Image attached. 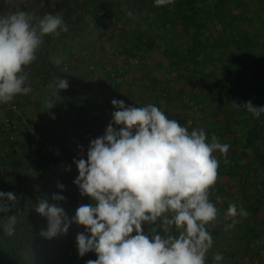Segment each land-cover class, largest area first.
<instances>
[{
	"label": "clouds",
	"instance_id": "1",
	"mask_svg": "<svg viewBox=\"0 0 264 264\" xmlns=\"http://www.w3.org/2000/svg\"><path fill=\"white\" fill-rule=\"evenodd\" d=\"M173 2L154 0L157 6ZM32 19L25 11L0 13V104L31 91L25 86V67L36 59L45 35L67 31L59 14H46L35 25ZM53 63L61 60L54 58ZM51 87L58 96L69 85L57 76ZM111 104L116 110L104 134L90 141L86 159L74 161L78 176L73 183L95 204L81 205L69 218L62 207L39 199L35 211L47 220L40 235L51 239L67 234L72 223L84 226L85 232L76 236L78 255L97 256L87 264H205L213 244L206 225L218 215L209 200L219 168L213 153L226 155L229 145L216 136L209 141L204 129L189 132L153 104L125 106L116 99ZM233 104L255 117L264 112V106L255 107L251 101ZM51 199L65 197L53 194ZM16 202L14 193L0 191V213H8ZM227 215L247 212L233 203ZM16 223V215H8L6 235L15 233ZM144 224L154 227L146 234ZM173 226L178 235L172 234ZM222 259L219 253L214 256L217 264Z\"/></svg>",
	"mask_w": 264,
	"mask_h": 264
},
{
	"label": "rangeland",
	"instance_id": "2",
	"mask_svg": "<svg viewBox=\"0 0 264 264\" xmlns=\"http://www.w3.org/2000/svg\"><path fill=\"white\" fill-rule=\"evenodd\" d=\"M140 1L141 0H120L121 4L117 6L119 17L111 28L112 32L115 34L113 35V39L111 38L110 41H98L95 38L96 26L92 23L93 18L91 15V12H94L95 10L93 0H69L70 8H72L71 13H65L66 10L64 9L55 10L51 8L53 10L51 11L48 5L52 3V0H38V2L37 0H19V3L18 0H12L11 3H4V0H0V13H7L9 11H25L33 18L32 23L34 25L37 24L39 19L46 14H59L62 17L64 24L67 26V31L61 32L58 36L45 35L43 37L42 44L37 50L36 59L30 65L25 67L32 70L31 74H26L27 80L25 82V86H30L31 91L25 95H17L11 102H9V104L17 106V113L7 110L4 106L0 109V172L2 171L12 179L10 187L8 188L7 186V188H5V192H12L17 198L15 206L10 207V213H0V222L3 220L4 222H7L6 217H8V215H14L13 212L22 206L21 211H18V215H16L17 223L15 225V230H20L23 244L27 241V239H25V234L28 232L29 222H36L34 225L35 229H37L39 225L43 230H46L47 228V222H42V216L35 211L36 204L38 203L36 202V199H41V196L34 195L36 189L35 192H33V181L31 178L36 176L37 171H33L30 167H28L29 161L33 159L35 162H42L47 158H51L52 160H54V158L56 160H64L63 168L65 170L73 171V174H70V182H73L77 177L76 164H72L73 162H69V160H66L64 156V154H68L71 159L73 152L69 149L66 152V148L68 147L67 144L60 145V143H67L66 139L55 138V134L50 133V140H47L46 144L53 147L54 156L50 155L51 153L46 150V147H44V151L42 152L45 159H42L38 153H35L32 156L34 150L38 147V143L34 142L33 136L38 134V136H36L38 138L41 137V135L39 132H35L33 126L24 118V116L28 115V110L32 108V106L41 107L40 105L42 103L49 106L50 102L44 94H53L54 88L51 87V85L55 82L57 76L60 79H66L68 81L69 87L66 90H61L62 92L65 91L73 93L72 96L75 95V97L76 94L79 97H81V94L84 95L86 93H90L92 96L94 94L92 103L95 105L100 104L103 101L106 93H109L110 90L116 88L117 92H120L122 96L128 98L129 100H133V102H138L141 107L147 104H153L160 110L165 108L163 106V100L157 102L155 95L151 96V93H149L150 95L146 94L143 99H140L141 95L136 94L137 92L133 94L136 96L135 98L134 96L126 93L128 89H132V91L137 90L135 86H139L140 83L143 86L147 85L148 82L145 79L147 78L146 74L155 71V69H158L155 71L158 78L163 76L165 72L168 74L165 75L167 78H174L176 76L174 71H171L170 69H166L164 71L158 66V63L160 64V62L165 64L164 60H162L161 54L163 53L161 51H163L164 41L159 40L157 42L154 41L153 43L149 42L148 40L152 34L147 36V34L144 33L146 39L144 38L145 41H143L144 43H142L137 57H130L123 54L119 48L122 41L125 42L126 39H129L131 42H134L133 38L135 39V37H139L140 33L137 31V27L142 29L146 26V22L143 20L145 16L143 17L142 15L145 14V12H140L138 14L135 13L138 12L137 6L140 4ZM148 1L145 4L149 5ZM92 2L93 6H89V10H87L86 5H89L87 3L92 4ZM115 2L118 4L119 0H115ZM78 3L81 8H84L83 10L78 8ZM176 29L181 31L179 26L176 27ZM130 30L135 32V35H129L128 32ZM140 36L142 39L143 36ZM54 58H59L61 63L59 65L54 64ZM240 59L244 60L242 58ZM240 59H236V62L239 63ZM251 62H253V58L247 57L245 62L246 66H249V64L251 65ZM48 67H50L51 70H49ZM208 70H210V68H208L207 71ZM215 70L217 71L216 66ZM180 72L185 75L188 74L183 68L180 69ZM227 72H230L229 68ZM251 72L252 70L249 71V73ZM243 79H247V77L243 76L241 81L238 82H242L243 84ZM189 80H195L196 86L194 88L189 87L187 83ZM233 80L237 81L235 78ZM142 85H140V87H142ZM170 86L173 92L169 91L167 94L165 93L166 96L171 97L176 95L178 90H182L185 93L186 98L183 100L174 99L172 106L169 105L168 107L170 112H165L168 118L177 120L181 126L185 128L189 127L190 129H187L189 132L194 129H204L206 137L209 141H211L212 136H216L221 144L232 145L233 148L238 149V145H235L234 140L241 137V131L244 123H241L238 117H235L236 115L225 120L224 114L217 109L220 107V103L215 101L214 98L208 96L205 80H200L199 78L192 79L189 74L181 81L174 82ZM260 86L261 85L257 86L255 84H248L246 88L245 84L243 85L241 91H250L249 93L254 92L257 96L263 97L264 86ZM191 98H193V101ZM55 100L57 101V99ZM67 106L69 105H66V107ZM5 120L9 121V126H5ZM70 148L74 149L77 147ZM236 151L240 156V165L243 169L249 170L250 168L245 163L247 160V156L244 153L245 150L243 151L242 149H238ZM228 154H230L229 151L226 155L221 154L218 151L213 153L219 161V167L227 161L225 157L229 156ZM243 157L245 158L244 160ZM11 159L15 160V169L12 167L13 164H10ZM56 160H54V162H57ZM53 166L56 167V164L54 163L51 165L47 171H52L55 168ZM40 169L41 166L39 170ZM247 173L249 174V178L252 179L251 175L256 173V171H253V173ZM246 183H248V181ZM214 185L209 189V200L218 210L217 217L220 219V222H232V217L228 216L226 212H224L223 205L221 204V198L217 195L215 190L213 191ZM262 189L264 194V188ZM51 197V195L44 196L49 204H52ZM28 199L32 200L30 204L26 203ZM259 200L260 201L257 203L259 205V212H261L260 214L259 212L252 214V217L255 220H259L260 217L262 218L264 216V198ZM245 203H248V201L246 200ZM245 203L243 204L245 205ZM31 210L34 212L33 220L30 214ZM3 216H5L4 219H2ZM39 219L40 222L37 221ZM237 220L239 221L240 218L237 217ZM69 230L73 232H85L84 226L76 223H72L68 231ZM29 235L30 234L28 233V236ZM60 236L65 239L67 238L66 235H57L51 239H46L40 235V245H42L43 242H50L53 245L52 253H48L50 254V261L59 259L62 260L60 264H73L72 260L66 262L65 259H63L65 253L62 250V245L60 247ZM7 240L8 238L6 241ZM9 245L10 244L7 245L4 253L1 254L2 257L0 259L3 260V262L17 259V264H27L25 262H27L26 259L29 255L30 249H25L24 252H21V254L18 252L16 253V251H10L11 253L9 254L7 253ZM80 259H83L81 264H84V262L88 260L84 256H79L76 263L79 262ZM250 264H264V240L261 242L255 255L252 256Z\"/></svg>",
	"mask_w": 264,
	"mask_h": 264
},
{
	"label": "trees",
	"instance_id": "3",
	"mask_svg": "<svg viewBox=\"0 0 264 264\" xmlns=\"http://www.w3.org/2000/svg\"><path fill=\"white\" fill-rule=\"evenodd\" d=\"M147 1L141 0L137 6L138 12H135L136 14L145 12L142 15L143 17L145 16L143 20L146 22V26H144L146 28L143 27L144 29H141L137 27V31L140 33L139 37L133 38L134 42H131L129 39H126L125 42L122 41L119 48L123 54L137 57L138 51L146 39L144 33L147 36L152 34L148 40L151 43L159 40L164 41V46L162 45L163 51H161L163 53L161 54L165 64L160 62L158 66L164 71L166 69L174 71L176 76L174 78H167V76L165 77L167 72H165L163 76L158 78L157 73H155L158 69L148 73L152 86L147 89L146 94L151 93V96L155 95L157 102L163 100V106L166 109L169 105L172 106L174 99L183 100L186 98L182 90H178L176 95L171 97L166 96V94L169 91L173 92L170 86L172 83L179 82L190 74L192 79L199 78L200 80H205L208 96L220 103V107L217 109L224 114L225 120L236 115L235 117H238L239 121L244 123L241 131L244 136L241 135L234 142L235 145H238L239 150L247 151H244L247 156L245 163L250 169H243L240 165V156L236 151L238 149L229 145L228 151L230 154L225 157L227 161L222 164V171H224L223 173L241 175L242 193L250 205L252 214H256L259 211L257 202L260 201L259 199L264 198L262 192V188H264V112L259 117H255L252 113L242 108H237L233 103L243 105L251 101L255 107L264 106V96L259 97L254 92L241 91L245 84L246 88L248 84L264 86V0H174L173 3L164 6H157L154 0H149V5H147L145 4ZM93 2L95 10L94 12H90L93 18L92 23L96 26L95 38L98 41H110L111 38L113 39V35H115L111 28L119 17L117 6L121 2L120 0L118 4H116L115 0H93ZM93 2L92 4L87 3L89 4L86 5L87 10H89V6H93ZM77 5L80 10L84 9L79 6V3ZM48 7H50L51 11H53L52 9H64L66 10L65 13L72 12L69 0H52V3ZM178 26L181 28V31L176 29ZM134 33L132 30L128 32L129 35H135ZM140 35L143 36L142 39ZM247 57L253 58V62L249 66L245 64ZM236 59H240L239 63L236 62ZM215 66L218 72L215 70ZM181 68L185 69L188 74L181 73ZM208 68L210 70L207 71ZM228 68L230 72H227ZM48 69L51 70L50 67ZM250 70H252L251 73H249ZM31 71L30 68L24 69V73L27 75L31 74ZM243 76L247 77V79H243L244 83L242 84V82L238 81H241ZM234 78L237 81H234ZM187 83L190 88L196 86L195 80H189ZM146 94L142 96H146ZM191 99L193 101V98ZM186 129L190 128L187 127ZM75 132L76 130L73 131L72 135H75ZM42 134L38 138L36 137L38 136L37 134L33 136V140L38 143V147L34 150L32 156L38 153L42 159H45L42 152L47 140H50V133L44 132ZM50 155L54 156L53 153ZM56 161L54 162L53 160L56 164V167L54 166L55 170L59 172V185L63 182L65 186L68 183L71 184L69 178L64 175V160L58 159ZM53 162L46 161V166H42L43 170H39L40 166L38 162H35L33 159L29 161L28 167L33 171H37L36 176L31 178L33 181L32 187L34 188L35 186L36 191L41 190L42 184L39 182L45 180L42 177L44 175L47 176L46 171L54 164ZM253 171H256V173H253ZM247 172L253 173L251 175L252 179L249 178ZM10 181L12 182V179ZM247 181L248 184L246 183ZM72 187L76 188L77 193L74 195L80 200L81 205H88L86 199L88 196L81 195L77 185H69V189H72ZM5 188H7L6 175L0 172V191ZM31 201L28 199L27 204H30ZM30 214L33 220L34 212L31 210ZM15 215H18V212H15ZM6 223L0 222V258L7 245L10 244L7 251L9 254L11 253L10 251H16V253L21 254L25 249H30L26 259L27 262H25L27 264H60L62 262L59 259L49 260L50 254L48 253H52L53 245L50 242H43L40 245L41 238L39 233L43 229L40 228V225L35 229L34 225L36 222L28 223V232L25 234L27 241L25 244H23L20 230L16 229L15 233L11 236L5 234L4 225ZM28 233L30 234L29 236ZM80 233L69 230L65 234L67 236L66 239L60 236V247L62 245V250L65 253L63 259L66 262L73 260V252L77 251L76 242H73V236L76 239V236ZM7 238L8 240L6 241ZM68 238H71V242L69 243L67 242ZM89 259L94 261L97 257ZM16 260L3 262L0 259V264H17L18 260ZM82 260L80 259L77 263L81 264ZM76 261L74 260L73 264Z\"/></svg>",
	"mask_w": 264,
	"mask_h": 264
},
{
	"label": "crops",
	"instance_id": "4",
	"mask_svg": "<svg viewBox=\"0 0 264 264\" xmlns=\"http://www.w3.org/2000/svg\"><path fill=\"white\" fill-rule=\"evenodd\" d=\"M146 75L147 78L145 79L148 82L147 85L143 86L140 83L142 87H140V85L135 86L137 90L132 91V89H128L126 93L128 95L130 94L131 96H134L135 98L136 96L133 94L137 92L136 94L141 95L140 99H143V97L145 96L142 95H145L147 89L151 88L152 86L151 82L149 81L150 79L148 78L149 74L147 73ZM72 94L73 93L70 92H62L61 90L58 92V96H54V90L53 94L51 93L50 95H48L45 93L44 96H46L47 100H49L50 103L54 100L53 106L50 109H48V106L43 103L40 105L41 107L32 106V108L28 110V115L24 116L27 122L33 126L35 132H39L40 134L49 132L51 134H55V138L66 139L67 143H60V145L67 144L68 147L66 148V152L68 151V149L73 152V156L71 158L72 160L70 159V156L68 154H64L65 159L69 160V162H73L72 164L75 163L74 161L81 158L86 159V151L88 150L90 141L104 134L106 127L112 121L111 114L116 110L111 104V101L113 99L123 100L125 106L141 107L139 106L138 102H133V100H129L128 98L122 96L120 92H117L116 88L110 90L109 93H106L104 95L103 101L100 104L96 105L92 103L94 94L93 96L90 93H86L84 95L81 94V97L77 96V94L75 97V95L72 96ZM55 99H57V101ZM66 105L69 106L66 107ZM162 110L164 111V113L170 112L168 108H162ZM114 127L119 126L114 125ZM74 128L76 132L75 135H72L73 131H75L73 130ZM70 147L77 148L73 149ZM54 160L56 159L54 158ZM46 161H49L51 163L53 162L52 159H48L42 162L38 161L39 166H41V170H43L42 166H46ZM10 164H13V166L15 167V160L11 159ZM76 172L78 176L77 169ZM223 172L224 171H222V166L219 167L217 170V179L213 191L215 190L217 195L221 198V204L223 205L224 212H226L227 214L229 205L234 203L236 204L238 209L243 208L247 212V215H238L236 217H232V222H220V219L217 217L214 221L206 225L207 231L212 236L213 244L206 253L205 264H217V262L214 261V256L218 253L223 257L219 264H250L252 256L255 255V253L259 249L261 242L264 240V216L262 218L260 217L259 220L253 219L250 205L249 203H245L246 198L242 193V185L240 179L241 175H237L236 173ZM58 173V170H55V168L50 172L46 171L47 176L44 175L42 177V179L45 180L39 182L40 184H42L41 190L35 192L36 188L34 186L33 192H35L34 195L41 197L48 195L52 196L53 194L64 196L65 199L63 201L53 202L52 200L51 203L62 207L68 217L71 218L75 215L78 207L81 206V202L77 198V196L74 195L77 193L76 188L72 187V189H69V185H73V182H70L71 184L68 183L67 186H65L63 182V189L58 187V185L60 184L58 182ZM70 174H73V171L65 170L64 175L69 179L71 177ZM10 179L11 178L6 175L8 188L11 184ZM2 191L5 192V189H3ZM86 199L88 201V205L95 204V201H93L90 197H87ZM38 201L39 200L36 199V202ZM243 203H245V205ZM21 209L22 206L16 211L13 210V213L15 214V212L21 211ZM237 217L240 218L239 221L237 220ZM4 218L5 216L2 217V219ZM42 219V222L47 221L44 217H42ZM37 221L40 222V219ZM2 222H4V220ZM152 227H154V225H142V228L146 234L150 232ZM172 234L178 235V232L174 226L172 229ZM73 239V241L76 242L74 236ZM67 242H71V238H68ZM73 253L74 255L72 261L74 262V260L76 261V258L78 260L79 255L78 251ZM84 257L89 259L91 257L97 256L94 252H89L86 253ZM86 262H84V264H86Z\"/></svg>",
	"mask_w": 264,
	"mask_h": 264
},
{
	"label": "built area",
	"instance_id": "5",
	"mask_svg": "<svg viewBox=\"0 0 264 264\" xmlns=\"http://www.w3.org/2000/svg\"><path fill=\"white\" fill-rule=\"evenodd\" d=\"M6 107L7 110L9 111H12L14 113H17V106L16 105H13V104H9V103H5V104H0V109L2 107ZM5 126H9V121L8 120H5ZM45 147H46V150L50 153H53L54 150H53V147L49 144H45Z\"/></svg>",
	"mask_w": 264,
	"mask_h": 264
}]
</instances>
